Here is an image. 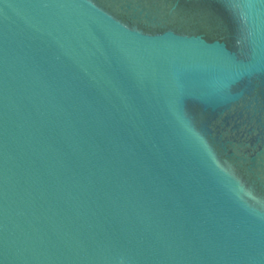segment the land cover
<instances>
[{
	"label": "water",
	"instance_id": "obj_1",
	"mask_svg": "<svg viewBox=\"0 0 264 264\" xmlns=\"http://www.w3.org/2000/svg\"><path fill=\"white\" fill-rule=\"evenodd\" d=\"M0 264H264V0H0Z\"/></svg>",
	"mask_w": 264,
	"mask_h": 264
}]
</instances>
